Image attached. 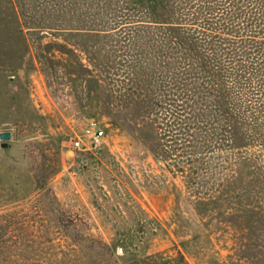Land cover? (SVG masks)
I'll use <instances>...</instances> for the list:
<instances>
[{
    "label": "rangeland",
    "instance_id": "374dc122",
    "mask_svg": "<svg viewBox=\"0 0 264 264\" xmlns=\"http://www.w3.org/2000/svg\"><path fill=\"white\" fill-rule=\"evenodd\" d=\"M130 1L0 0V264L264 252V146L247 118L264 104V0H213L193 25L166 0L183 46ZM134 70L135 96L121 81ZM90 121L102 139L73 149Z\"/></svg>",
    "mask_w": 264,
    "mask_h": 264
},
{
    "label": "trees",
    "instance_id": "16d2710c",
    "mask_svg": "<svg viewBox=\"0 0 264 264\" xmlns=\"http://www.w3.org/2000/svg\"><path fill=\"white\" fill-rule=\"evenodd\" d=\"M171 1L172 2L170 3V6L171 7L172 6L177 7L178 10L181 12V15H182L180 17L186 18L188 20V22L191 23L190 25H193V23H195V22L197 24V21L199 20V16H202L201 11H203V13L207 12L205 15L208 17L204 18L205 19L204 22H209L210 19H213V18H211L214 15V9L211 8L213 0H171ZM228 1H230V0H225V2H228ZM242 1L243 0H240V3ZM164 2H166V0H137L135 2L130 1L128 3V7L132 11V13H136L138 11L137 6L141 7V4H143L144 6L142 8H144V11H145L144 15H146V20H148L149 23H151L152 25H159L161 27H164L165 28L164 33H163L164 36L166 38L168 36V38H171L172 40L176 39V42L179 41L178 39H181L179 41V44H180V46H183L184 45L183 39H186L187 36L183 37L185 35V33H182V34L175 33L174 29L179 27V25H181V23H178L175 26L173 23L170 22L171 20H170V12L169 11L171 9H170V6H167ZM187 7H188V9H187ZM193 9H194V13L191 14L192 18L187 17L188 16L187 14H185V15L182 14L186 10L188 12H190L191 10L193 11ZM195 9L197 10V12ZM255 16H256V14L254 15V17ZM208 18H209V20H208ZM180 22H182V21L180 20ZM206 25L208 26V23ZM250 26H253V24L251 22H250ZM179 28H181V27H179ZM197 29H199V27H197ZM219 31H221V33H222L223 29L222 30L219 29ZM252 34L255 35V33H251V35H249V37H248L249 39H247V42L249 41L250 43H252V46H251V48H248V51H252L254 49H255V51H258L259 49H257L256 46H253L254 44L256 45V42H254L253 39H255V37ZM243 41L244 40L240 39V48H241L242 44L244 43ZM243 49H245V48H243ZM183 61H185V59H183ZM199 61L200 62H197V65L202 64V60L199 59ZM252 65H254V63L252 64V62H251L250 66H252ZM124 75H126V74H124ZM197 76H198V77H196L197 80H202V82H203L202 78L206 79L208 77V80L215 78V76L213 74L210 76V73L205 72V70H202L199 73H197ZM119 77L120 76H118V79H119ZM139 77H140L139 72L137 70L130 72L125 77L122 76L121 81H123V84L126 87H128V88H125V90H124L125 93L132 94L133 96H135V94L137 95L138 90H137L136 86L139 83ZM262 83H264V81ZM204 85L206 86V83H204ZM259 85H260L261 91H257V95H261V97L264 98V84H259ZM261 85H263V86H261ZM134 87H136V88H134ZM251 95L253 96V94H251ZM259 98L260 97L258 96L257 99H259ZM249 109L250 110H248V112H250V114H249L250 117H247V118L249 120L248 122H250V124L253 126L250 129H253L251 131H254V133L256 132L255 133L256 137L253 139V137L249 136L250 137L249 139L252 142H253V140L257 139L255 142L259 143L258 145H260V146H264V104L261 102V105H259L258 107L252 106V107H249ZM226 115H227V113H226ZM241 120L242 119L240 118V121ZM241 126H242V122H240V150L245 148L246 147L245 145H248V144H246L247 138H245L243 132H241V130H242ZM185 127L186 128L182 127V129H181V126L179 127L180 132H182L179 135L184 136V137H188V138H192L189 136H193L194 133L192 132L191 135H189L188 133L190 131V128H188L189 126H187V124L185 125ZM192 127H194V125ZM226 128H227L228 133L231 132V134H233L234 130H233V128H231V126H227ZM191 130H193V128ZM178 148H179L180 152H181V150L183 151L184 150L183 144L178 145ZM181 154H182V152H181ZM180 159H181V157H180ZM247 162H249V160H245V158L244 159L240 158V164L241 165L242 164L245 165ZM259 250H260L259 248L255 249L256 254H253L251 256L250 253H251V251L253 252V250L248 248L245 251V249H244L242 252H240V253H242L240 256V262H242V264H264V252H261L262 249L260 250V252H259ZM132 264H186V263L183 259V256L180 253H177L176 257L167 256L166 254H156V255L148 256V257L144 258L143 260H133Z\"/></svg>",
    "mask_w": 264,
    "mask_h": 264
},
{
    "label": "built area",
    "instance_id": "2783aa9c",
    "mask_svg": "<svg viewBox=\"0 0 264 264\" xmlns=\"http://www.w3.org/2000/svg\"><path fill=\"white\" fill-rule=\"evenodd\" d=\"M103 134L104 131L101 126L96 121H90L84 126L81 135L72 140V148L81 151L96 148Z\"/></svg>",
    "mask_w": 264,
    "mask_h": 264
},
{
    "label": "water",
    "instance_id": "95a60500",
    "mask_svg": "<svg viewBox=\"0 0 264 264\" xmlns=\"http://www.w3.org/2000/svg\"><path fill=\"white\" fill-rule=\"evenodd\" d=\"M10 139H11V134L9 132L0 133V142H2L1 148L3 149L7 148L6 142L10 141Z\"/></svg>",
    "mask_w": 264,
    "mask_h": 264
}]
</instances>
